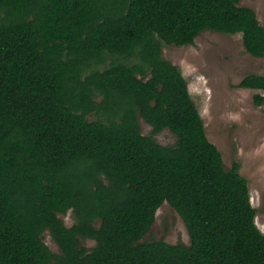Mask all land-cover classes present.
Here are the masks:
<instances>
[{
  "label": "trees",
  "instance_id": "trees-1",
  "mask_svg": "<svg viewBox=\"0 0 264 264\" xmlns=\"http://www.w3.org/2000/svg\"><path fill=\"white\" fill-rule=\"evenodd\" d=\"M240 2L0 0V264H264L240 163L225 168L163 56L210 30L242 34L264 57V26ZM239 87L264 91V75ZM165 129L176 144L157 141ZM166 202L190 244L144 240ZM70 210L71 227L60 217Z\"/></svg>",
  "mask_w": 264,
  "mask_h": 264
},
{
  "label": "rangeland",
  "instance_id": "rangeland-1",
  "mask_svg": "<svg viewBox=\"0 0 264 264\" xmlns=\"http://www.w3.org/2000/svg\"><path fill=\"white\" fill-rule=\"evenodd\" d=\"M240 5L255 10L264 26V0H241ZM163 56L181 68L205 121L207 135L222 152L225 168L231 169L235 161L240 163V173L248 180L251 201L258 211L256 223L264 233V103L258 106L254 102V96H264V91L239 87L249 74L264 75V57L247 52L242 34L210 30L202 32L191 45H164ZM113 60L108 58L99 68L105 69ZM140 126L144 135L152 134V126L142 118ZM155 138L164 146L177 142L169 129ZM60 217L69 227L75 223L72 210ZM43 237L51 250L59 254L60 248L50 231ZM144 240L191 243L183 218L167 202L159 208ZM80 242L89 249L96 246V241L89 238H80Z\"/></svg>",
  "mask_w": 264,
  "mask_h": 264
}]
</instances>
